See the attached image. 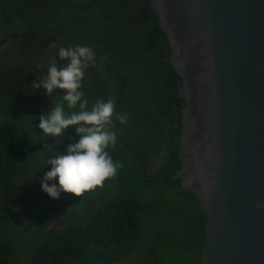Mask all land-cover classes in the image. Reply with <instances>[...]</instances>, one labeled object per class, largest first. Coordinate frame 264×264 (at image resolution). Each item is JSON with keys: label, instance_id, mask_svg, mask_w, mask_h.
I'll use <instances>...</instances> for the list:
<instances>
[{"label": "trees", "instance_id": "1", "mask_svg": "<svg viewBox=\"0 0 264 264\" xmlns=\"http://www.w3.org/2000/svg\"><path fill=\"white\" fill-rule=\"evenodd\" d=\"M51 36L54 44L36 48ZM9 37L0 59V264H202L207 215L166 173L182 166L185 99L149 0H0V43ZM75 45L95 52L81 88L89 109L112 99L128 115L126 124L113 116L117 140L106 149L122 167L103 187L54 199L41 187L47 159L80 137L71 126L59 139L36 126L56 104L79 109L63 90L48 96L32 84L52 58L68 63L59 47ZM25 166L39 174L21 198Z\"/></svg>", "mask_w": 264, "mask_h": 264}, {"label": "water", "instance_id": "2", "mask_svg": "<svg viewBox=\"0 0 264 264\" xmlns=\"http://www.w3.org/2000/svg\"><path fill=\"white\" fill-rule=\"evenodd\" d=\"M149 2L185 99L182 166L166 173L207 215L202 264H264V0Z\"/></svg>", "mask_w": 264, "mask_h": 264}, {"label": "clouds", "instance_id": "3", "mask_svg": "<svg viewBox=\"0 0 264 264\" xmlns=\"http://www.w3.org/2000/svg\"><path fill=\"white\" fill-rule=\"evenodd\" d=\"M58 57L68 63L58 67L56 58H52L48 63L47 73L40 75L32 84L33 89H46L48 96L56 89L63 90V101L67 103V107L79 109L69 113L65 111L64 104H56L47 114L39 116L40 123L36 126L42 129L46 136L58 139L71 126L80 137L77 142L67 146L65 153L57 152L54 157L47 159L51 170L41 178V187L54 199H58L61 193H70L75 197L83 196L97 187H103L107 179L116 175L122 164L114 162L106 151L110 146H114L117 140V134L110 126H113V116L121 124L128 122L126 113L115 112V101L112 99L99 100L89 109L88 100L84 98L81 88L85 70L95 59L92 47L61 46ZM37 67L43 69L45 66L41 64ZM57 179L58 184H49V181ZM261 206L264 205H257ZM56 221L55 219L54 224Z\"/></svg>", "mask_w": 264, "mask_h": 264}, {"label": "rangeland", "instance_id": "4", "mask_svg": "<svg viewBox=\"0 0 264 264\" xmlns=\"http://www.w3.org/2000/svg\"><path fill=\"white\" fill-rule=\"evenodd\" d=\"M42 168V167H41ZM38 169H30L28 168L27 166H25L23 172L25 173H22L21 177L23 179H26V180H29L30 182H25L23 184V189H22V194L20 195L21 198H23L26 193L31 189L33 188V181L36 179V177L38 176L39 174V171H37ZM57 225H60V222L56 221Z\"/></svg>", "mask_w": 264, "mask_h": 264}, {"label": "flooded vegetation", "instance_id": "5", "mask_svg": "<svg viewBox=\"0 0 264 264\" xmlns=\"http://www.w3.org/2000/svg\"><path fill=\"white\" fill-rule=\"evenodd\" d=\"M12 41V37H9L5 43H0V59L2 58V55H1V52L4 48H6L8 42H11ZM44 50V49H43ZM145 167V166H144ZM30 169H34L32 167H29Z\"/></svg>", "mask_w": 264, "mask_h": 264}]
</instances>
